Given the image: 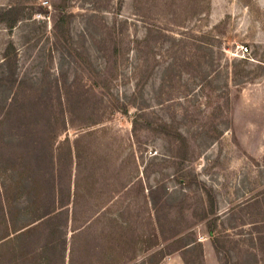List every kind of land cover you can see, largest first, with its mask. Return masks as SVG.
<instances>
[{"label": "rangeland", "instance_id": "374dc122", "mask_svg": "<svg viewBox=\"0 0 264 264\" xmlns=\"http://www.w3.org/2000/svg\"><path fill=\"white\" fill-rule=\"evenodd\" d=\"M0 205V264H264V0H0Z\"/></svg>", "mask_w": 264, "mask_h": 264}, {"label": "trees", "instance_id": "16d2710c", "mask_svg": "<svg viewBox=\"0 0 264 264\" xmlns=\"http://www.w3.org/2000/svg\"><path fill=\"white\" fill-rule=\"evenodd\" d=\"M13 27V25H12ZM12 48V45H10V47L8 48V54L9 55V51ZM9 67H10V76L12 78L15 77L16 75V62H14V60L12 58H10V60L8 61ZM31 119H33V117L31 116H25L23 118L24 121H32ZM41 123V121H38ZM34 130V136L36 134V136H42L43 134L41 133V129L38 128L37 130ZM37 138V137H36ZM35 139V138H34ZM38 139V138H37ZM34 144H36V141H34ZM35 146L31 147V150H29L27 153V157L26 156H22V160H21V164H17L20 166H17L16 164H14L15 166L18 167L19 169V173H18V177H19V184L21 185L20 188H22V190L24 191V197L26 199V203L27 206H30V208L32 206H36L37 207V211H39V208L42 207H49V211H47V213H52V216L59 214L58 213V207L54 206V202H55V198L57 195L61 196V190H60V178H59V174L56 175V171L57 169L55 168V165L57 163L54 164V166H50V162L51 161H55L56 160V156L55 153H53L51 155V158H46L48 165H42L43 161L42 159H40L43 152L40 151V149H32ZM21 155V153L19 154V156ZM36 157V158H35ZM34 160V162H33ZM56 179H59V181ZM77 185V184H76ZM62 188V186H61ZM63 189H62V195H63ZM70 191V185L67 187V193ZM48 192V193H46ZM48 197V199L51 200L52 204L50 203H46L45 204V197ZM41 200V204L40 200ZM58 200V199H56ZM57 202V201H56ZM39 204V205H38ZM45 204V205H44ZM57 204L59 205V203L57 202ZM3 209L4 207L2 205H0V214L1 212L3 213ZM46 214V212L41 213V215L37 216V220L38 219H42L44 217V215Z\"/></svg>", "mask_w": 264, "mask_h": 264}, {"label": "crops", "instance_id": "0c3cea01", "mask_svg": "<svg viewBox=\"0 0 264 264\" xmlns=\"http://www.w3.org/2000/svg\"><path fill=\"white\" fill-rule=\"evenodd\" d=\"M188 247V246H187ZM179 259H181V261H182V264H184V262H183V260H182V257L181 256H179L178 257V259H176V262H177V264H179ZM128 264V263H127ZM168 264H173V261L171 260Z\"/></svg>", "mask_w": 264, "mask_h": 264}, {"label": "built area", "instance_id": "2783aa9c", "mask_svg": "<svg viewBox=\"0 0 264 264\" xmlns=\"http://www.w3.org/2000/svg\"><path fill=\"white\" fill-rule=\"evenodd\" d=\"M246 49V48H245Z\"/></svg>", "mask_w": 264, "mask_h": 264}]
</instances>
